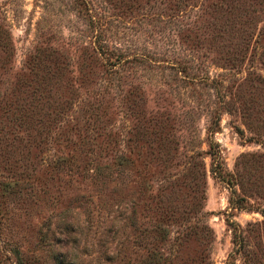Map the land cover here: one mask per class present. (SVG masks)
Segmentation results:
<instances>
[{"label":"rangeland","instance_id":"1","mask_svg":"<svg viewBox=\"0 0 264 264\" xmlns=\"http://www.w3.org/2000/svg\"><path fill=\"white\" fill-rule=\"evenodd\" d=\"M0 264H264V0H0Z\"/></svg>","mask_w":264,"mask_h":264},{"label":"trees","instance_id":"2","mask_svg":"<svg viewBox=\"0 0 264 264\" xmlns=\"http://www.w3.org/2000/svg\"><path fill=\"white\" fill-rule=\"evenodd\" d=\"M99 48H100V45L98 46ZM71 127V125H68V126H66V131H64L63 133H64V135L62 136V139L64 140V143L65 144H67V143H70V144H73V145H76V143H75V141L74 140H72L70 137H68V135H67V129H69ZM47 129H48V127H47ZM53 137V139H58V137L59 136H52ZM77 149H79V148H77ZM127 161L129 160V158H127L126 159ZM130 161V160H129ZM161 207V204H160V200H155L154 201V206L152 207V209H156V211L157 210H159V208ZM173 211V210H172ZM159 213L161 212V210L160 211H158ZM156 232H158V233H160V237H162V233H164L163 232V230L162 229H158Z\"/></svg>","mask_w":264,"mask_h":264}]
</instances>
